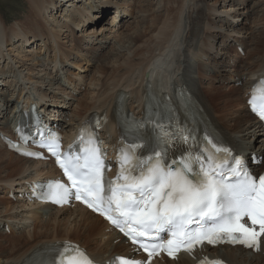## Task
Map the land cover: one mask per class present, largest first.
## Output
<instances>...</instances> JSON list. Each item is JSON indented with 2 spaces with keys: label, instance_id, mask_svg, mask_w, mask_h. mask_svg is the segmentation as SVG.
<instances>
[{
  "label": "bare ground",
  "instance_id": "1",
  "mask_svg": "<svg viewBox=\"0 0 264 264\" xmlns=\"http://www.w3.org/2000/svg\"><path fill=\"white\" fill-rule=\"evenodd\" d=\"M117 1V7L111 5ZM23 2L27 4L21 18L6 21L0 15V118L9 117L17 103L35 102L36 92L45 97L43 105L54 93L50 104L68 112L63 115L68 121L60 123L67 133L91 113L106 112L107 117L120 91L128 94L129 106L139 110L147 84L157 91L185 84L232 145L259 153L264 161V132L245 105L247 88L264 68V0ZM110 9L113 14L106 21L100 14ZM237 46L246 50L245 57ZM42 50L45 56L40 58ZM83 56L90 63L86 70L95 68L91 88H86V74L70 70L83 67L77 61ZM1 131L6 127L1 125ZM110 133L106 123L103 136ZM45 168L55 172L49 163L17 156L0 143V264H18L36 246L64 240L77 242L100 262L113 254L137 256L122 236L79 205H44L39 211L2 191L33 184L34 172ZM205 257L227 264H264V236L259 250L240 244L203 246L173 259L154 256L151 264H194Z\"/></svg>",
  "mask_w": 264,
  "mask_h": 264
},
{
  "label": "snow or ice",
  "instance_id": "2",
  "mask_svg": "<svg viewBox=\"0 0 264 264\" xmlns=\"http://www.w3.org/2000/svg\"><path fill=\"white\" fill-rule=\"evenodd\" d=\"M257 93L264 101V78L250 90L248 101L251 110L264 121V102L257 104ZM141 126L135 120L127 125L126 135L143 143L120 149L115 179L104 175L105 149L99 146L94 134L87 133L85 142L86 130L81 129L77 139L85 146L76 155L59 152L58 138L49 133L45 139L42 134L40 146L56 157L71 184L69 187L59 181L50 183L47 198L59 204L67 203L75 195L139 245L147 253V264L160 251L175 258L179 251L192 253L205 242L208 245L227 242L259 250L264 236V174L253 175L243 157L228 148L217 147L207 136L204 140L211 145L210 149L189 146L179 150V155L173 154L169 163V145L175 146L177 142L188 145L191 133L145 137L139 134ZM144 151L149 154L144 156ZM220 154L225 159H220ZM245 218L251 226L242 222ZM163 233H167L168 239L163 238ZM48 251L34 253L37 259L26 264H92L78 246L66 244L63 251L55 249L58 259L42 258ZM113 264L146 262L115 257ZM200 264L222 262L205 257Z\"/></svg>",
  "mask_w": 264,
  "mask_h": 264
},
{
  "label": "rangeland",
  "instance_id": "3",
  "mask_svg": "<svg viewBox=\"0 0 264 264\" xmlns=\"http://www.w3.org/2000/svg\"><path fill=\"white\" fill-rule=\"evenodd\" d=\"M25 1V0H24ZM22 3H23V5H22ZM27 3H25V2H23V0H0V15L2 16V17H5L6 19H8V20H6V21H13L14 19H16L17 17L18 18H21V15L23 14V11L25 10V6L24 5H26ZM62 8H64V7H62ZM106 20V19H105ZM107 21V20H106ZM130 21V20H129ZM129 21L127 22V23H125V27H121L120 28V30H119V34L122 32V31H124V28H126V25L128 24L129 25ZM249 21V20H248ZM83 46H85V44L83 45ZM257 46H260V43H258L257 44ZM28 48H30V47H28ZM39 48V46H37V49ZM34 49H35V45H34ZM44 53V51L42 50L41 51V56H40V58H42V57H44L45 56V53ZM82 53H85V54H87V56L89 55V53H88V50H85V49H83L82 50ZM49 55V54H48ZM87 56H83L82 58H78L77 59V61H80V63H82V65H83V67L81 68L82 69V72H80L82 75L83 74H86V85L88 84V86L86 87V88H88V87H93V80H91V77H92V74L94 73V70H95V68L93 67V66H91L90 65V71L89 70H86L87 69V65L88 64H90L89 62H85V59L87 58ZM50 59L52 58V60L54 59L53 58V56L51 55L50 57H49ZM39 60V58H36L34 61H33V63L34 64H36L37 63V61ZM56 60H59V58L57 57V59ZM76 61V59L74 58L72 61H70L69 63H71V62H75ZM77 69V68H76ZM80 69V70H81ZM70 70L72 71V68H70ZM68 71V70H67ZM75 72H77V70L75 71ZM65 74H62V76H64ZM67 75H68V73H67ZM223 85V84H222ZM224 86L226 87V85L224 84ZM84 88L82 87V89L81 90H83ZM226 89H228V88H226ZM55 91H57V90H55ZM49 99L50 100H52L53 99V97H52V94H49ZM55 101V100H54ZM53 101V102H54ZM235 108V107H234ZM233 108V106H231V109L233 110L234 109ZM4 120V118H0V121H3ZM5 122V121H4ZM1 126V125H0ZM247 140V139H246ZM248 140H250V139H248ZM251 142V141H250ZM252 143V142H251ZM1 193V192H0ZM1 196V195H0Z\"/></svg>",
  "mask_w": 264,
  "mask_h": 264
}]
</instances>
